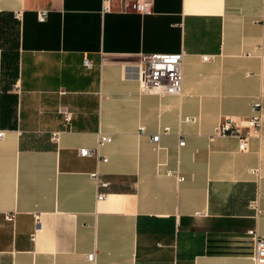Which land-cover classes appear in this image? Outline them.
I'll return each mask as SVG.
<instances>
[{"label": "crops", "instance_id": "1", "mask_svg": "<svg viewBox=\"0 0 264 264\" xmlns=\"http://www.w3.org/2000/svg\"><path fill=\"white\" fill-rule=\"evenodd\" d=\"M181 51V93L143 91L138 56ZM259 95L261 129L245 150L212 136L223 119L250 116ZM0 129V264H254L264 0H153L147 14L0 0ZM99 133L111 137L106 160L80 156Z\"/></svg>", "mask_w": 264, "mask_h": 264}, {"label": "built area", "instance_id": "2", "mask_svg": "<svg viewBox=\"0 0 264 264\" xmlns=\"http://www.w3.org/2000/svg\"><path fill=\"white\" fill-rule=\"evenodd\" d=\"M117 4L121 10H133L140 14L151 13L153 10V0H102V10L110 11ZM46 10L39 11V20H44ZM18 16V14L16 13ZM204 56L203 59H207ZM182 61L183 52L178 53H142L138 56L135 63V74L137 75L140 86L143 91L159 94L179 95L182 90ZM83 64L90 68L91 61L83 60ZM252 113L250 116L237 121L233 118H226L219 122L215 127L212 136H231L237 139L238 149L245 150L251 136L258 135L262 125V97L259 95L251 104ZM64 122L67 123L71 119V112L63 113ZM185 121L193 122V118H186ZM140 131L144 127H139ZM163 132L168 133L169 127H164ZM4 131L0 129V138ZM59 132L51 133L52 141L58 140ZM160 137L159 133L153 134L151 140L157 142ZM111 141V137L105 133H99L97 146L94 148L81 147L78 154L82 157H95L98 161H105L106 158L99 153V147ZM179 145H184V139L179 138ZM258 174V171H254ZM91 176L97 180L98 186H106V182H100L98 179V171L91 173ZM182 179V177H178ZM104 194L97 191V200L102 199ZM249 207L253 210L255 217L261 213L258 199L255 198L249 202ZM7 219H12L7 216ZM247 235L252 239L253 252L252 261L254 264H264V235L259 234L255 229L247 231ZM94 255H88L89 260H93Z\"/></svg>", "mask_w": 264, "mask_h": 264}]
</instances>
